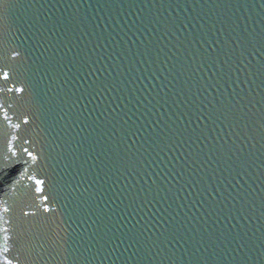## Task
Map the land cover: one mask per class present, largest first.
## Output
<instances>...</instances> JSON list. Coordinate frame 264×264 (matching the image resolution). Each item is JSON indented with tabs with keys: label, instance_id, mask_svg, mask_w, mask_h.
<instances>
[{
	"label": "water",
	"instance_id": "1",
	"mask_svg": "<svg viewBox=\"0 0 264 264\" xmlns=\"http://www.w3.org/2000/svg\"><path fill=\"white\" fill-rule=\"evenodd\" d=\"M0 264H264V0H0Z\"/></svg>",
	"mask_w": 264,
	"mask_h": 264
}]
</instances>
